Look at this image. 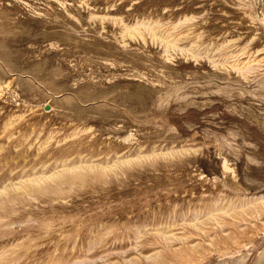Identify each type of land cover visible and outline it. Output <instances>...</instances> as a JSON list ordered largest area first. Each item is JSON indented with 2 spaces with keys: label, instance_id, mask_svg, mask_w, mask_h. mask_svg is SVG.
I'll return each mask as SVG.
<instances>
[{
  "label": "rangeland",
  "instance_id": "374dc122",
  "mask_svg": "<svg viewBox=\"0 0 264 264\" xmlns=\"http://www.w3.org/2000/svg\"><path fill=\"white\" fill-rule=\"evenodd\" d=\"M0 264H264V0H0Z\"/></svg>",
  "mask_w": 264,
  "mask_h": 264
},
{
  "label": "bare ground",
  "instance_id": "6f19581e",
  "mask_svg": "<svg viewBox=\"0 0 264 264\" xmlns=\"http://www.w3.org/2000/svg\"><path fill=\"white\" fill-rule=\"evenodd\" d=\"M137 30V29H136Z\"/></svg>",
  "mask_w": 264,
  "mask_h": 264
}]
</instances>
